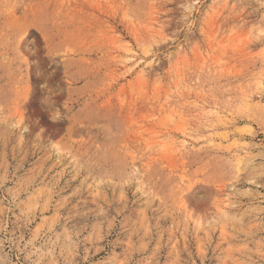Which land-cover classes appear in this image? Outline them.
Listing matches in <instances>:
<instances>
[{"label": "rangeland", "instance_id": "1", "mask_svg": "<svg viewBox=\"0 0 264 264\" xmlns=\"http://www.w3.org/2000/svg\"><path fill=\"white\" fill-rule=\"evenodd\" d=\"M0 264H264V0H0Z\"/></svg>", "mask_w": 264, "mask_h": 264}]
</instances>
